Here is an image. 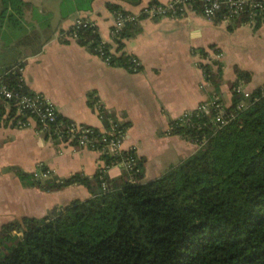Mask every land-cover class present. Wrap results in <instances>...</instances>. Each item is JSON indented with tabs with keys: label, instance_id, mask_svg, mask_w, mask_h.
<instances>
[{
	"label": "crops",
	"instance_id": "1",
	"mask_svg": "<svg viewBox=\"0 0 264 264\" xmlns=\"http://www.w3.org/2000/svg\"><path fill=\"white\" fill-rule=\"evenodd\" d=\"M22 1L26 6L19 27L0 18V78L21 67L26 88L44 94L60 115L103 130L92 105V98L99 99L106 119L126 125L123 146L142 161L143 182L160 177L196 150L194 143L170 133V123L211 95L224 104L230 101L236 68L250 75L239 82L246 91L264 85V21L255 27L208 20L196 12L179 17L140 14L153 0ZM107 4L140 14L133 35L125 40V51L140 63L137 72L110 66L76 41L59 37L75 18L85 17L109 41L113 16ZM198 49L220 54L214 59L222 63L218 93L204 79ZM102 164L97 151L55 141L34 126L0 124V226L23 216L43 217L55 206L90 196L78 184L55 191L27 186L13 168L33 174L48 170V177L63 179L76 173L91 177ZM105 174L113 183L121 180L123 170L111 166Z\"/></svg>",
	"mask_w": 264,
	"mask_h": 264
},
{
	"label": "trees",
	"instance_id": "2",
	"mask_svg": "<svg viewBox=\"0 0 264 264\" xmlns=\"http://www.w3.org/2000/svg\"><path fill=\"white\" fill-rule=\"evenodd\" d=\"M1 1L0 18L19 27L25 3ZM199 5L195 2L192 9L201 14ZM248 21L244 14L231 23ZM263 21L264 16L258 17L253 25ZM135 24H126L119 37L104 44L95 27L80 26L76 42L93 54L101 47L110 56V66L127 69L132 55L125 51V40L133 35ZM197 52L208 56L204 49ZM199 66L218 93L222 63L201 61ZM19 68L3 77L10 86L19 83ZM235 74L226 111L236 118L221 128L210 117L193 115L188 124L171 121L170 133L194 143L196 150L154 180H141L139 159L135 183L125 170L120 181L111 183L99 171L91 177L76 173L57 179L13 168L27 186L55 191L78 184L90 196L55 206L40 218L23 216L1 225L0 264H264V85L244 97L234 88L250 75L238 68ZM241 103L245 106L240 109ZM107 120L105 115V128ZM101 158L107 165L114 159Z\"/></svg>",
	"mask_w": 264,
	"mask_h": 264
},
{
	"label": "built area",
	"instance_id": "3",
	"mask_svg": "<svg viewBox=\"0 0 264 264\" xmlns=\"http://www.w3.org/2000/svg\"><path fill=\"white\" fill-rule=\"evenodd\" d=\"M195 2L200 4L201 15L212 21L220 17L221 21L231 23L236 18L246 14L249 18L248 23L254 24L258 17L264 16V0H170L165 4H150L140 14L158 17L184 16L188 12H195L192 9ZM140 14L122 9L112 11L113 20L109 31V41L101 37L102 44L112 43L113 39L120 36L126 24L139 20ZM80 26L95 27V30L97 29L96 24L90 19L77 17L71 26L72 31L68 29L62 32L59 37L63 40L76 41L78 37L75 30ZM95 52V55L109 65L110 56L106 55L101 47L96 48ZM108 52L110 53L111 50L109 49ZM212 53H208V56L202 58L208 62L219 59V53ZM139 66L138 59L131 56V63H129L127 69L137 72ZM21 72L22 68L20 67L17 86H10L3 77L0 78V124L17 129L34 126L39 132L55 141L95 150L101 157L104 155L111 156L114 158L111 163L107 165L103 162L98 171L105 172L111 166H118L127 172L130 182H137L140 168L137 165L134 150L125 149L123 146L126 136V127L123 124L108 119V127L102 130L64 118L44 94L28 89L24 90L25 85ZM234 90L238 94H243L244 97H248L250 94L242 86H237ZM92 105L98 118L103 121L106 115L105 106L97 98H92ZM244 106V103H241L238 108L241 109ZM227 107L215 97L208 98L202 101L196 109L184 113L178 119L188 124L193 115L196 117H210L211 122L221 128L236 118L233 112L226 111ZM48 174V170L36 171L34 176L43 178L48 177Z\"/></svg>",
	"mask_w": 264,
	"mask_h": 264
},
{
	"label": "rangeland",
	"instance_id": "4",
	"mask_svg": "<svg viewBox=\"0 0 264 264\" xmlns=\"http://www.w3.org/2000/svg\"><path fill=\"white\" fill-rule=\"evenodd\" d=\"M18 30H19V29H18ZM18 30H17V31H18ZM16 34H20V33L17 32ZM211 53H212V52H211ZM212 54H213V53H212ZM202 62H208V61H207V60H204V61L202 60ZM247 92H249V91H247ZM249 93H251V92H249ZM224 101L226 102V104H224L225 106H229V105H230V101H229V100L226 99V100H224ZM227 102H229V103H228L229 105H227ZM223 103H224V102H223Z\"/></svg>",
	"mask_w": 264,
	"mask_h": 264
}]
</instances>
